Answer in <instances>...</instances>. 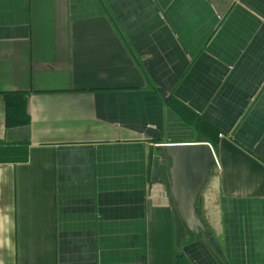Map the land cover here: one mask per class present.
Returning <instances> with one entry per match:
<instances>
[{
	"label": "crops",
	"instance_id": "crops-1",
	"mask_svg": "<svg viewBox=\"0 0 264 264\" xmlns=\"http://www.w3.org/2000/svg\"><path fill=\"white\" fill-rule=\"evenodd\" d=\"M202 142L188 221L159 147ZM0 144V264H264V0H0Z\"/></svg>",
	"mask_w": 264,
	"mask_h": 264
},
{
	"label": "water",
	"instance_id": "water-1",
	"mask_svg": "<svg viewBox=\"0 0 264 264\" xmlns=\"http://www.w3.org/2000/svg\"><path fill=\"white\" fill-rule=\"evenodd\" d=\"M170 161L169 176L178 212L184 220H192L198 196L208 176L217 166L212 146L207 142L177 144L159 147ZM154 181L162 184V172L155 169Z\"/></svg>",
	"mask_w": 264,
	"mask_h": 264
},
{
	"label": "trees",
	"instance_id": "trees-1",
	"mask_svg": "<svg viewBox=\"0 0 264 264\" xmlns=\"http://www.w3.org/2000/svg\"><path fill=\"white\" fill-rule=\"evenodd\" d=\"M6 104L5 125L7 129L27 127L30 125V115L28 113L27 102L28 94L25 92H8L3 94ZM9 145L16 147L24 145L23 142H17ZM10 157L0 155V162L10 161Z\"/></svg>",
	"mask_w": 264,
	"mask_h": 264
},
{
	"label": "rangeland",
	"instance_id": "rangeland-1",
	"mask_svg": "<svg viewBox=\"0 0 264 264\" xmlns=\"http://www.w3.org/2000/svg\"><path fill=\"white\" fill-rule=\"evenodd\" d=\"M0 146H1V144H0Z\"/></svg>",
	"mask_w": 264,
	"mask_h": 264
}]
</instances>
